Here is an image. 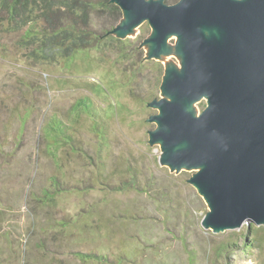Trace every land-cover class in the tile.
<instances>
[{"label":"rangeland","instance_id":"1","mask_svg":"<svg viewBox=\"0 0 264 264\" xmlns=\"http://www.w3.org/2000/svg\"><path fill=\"white\" fill-rule=\"evenodd\" d=\"M121 11L93 21L120 41L53 60L0 20V264H264V222L208 226L200 167L153 138L179 35L151 56L154 27L124 34ZM186 104L199 115L208 97Z\"/></svg>","mask_w":264,"mask_h":264},{"label":"water","instance_id":"2","mask_svg":"<svg viewBox=\"0 0 264 264\" xmlns=\"http://www.w3.org/2000/svg\"><path fill=\"white\" fill-rule=\"evenodd\" d=\"M111 2L128 18L118 30L144 20L154 27L151 56L179 35L184 68L163 78L172 98L154 100L160 125L153 138L173 167H200L192 182L210 201L205 223L264 222V0ZM203 96L208 105L196 115L186 103Z\"/></svg>","mask_w":264,"mask_h":264},{"label":"trees","instance_id":"3","mask_svg":"<svg viewBox=\"0 0 264 264\" xmlns=\"http://www.w3.org/2000/svg\"><path fill=\"white\" fill-rule=\"evenodd\" d=\"M110 10L119 12L115 20L121 17V8L111 0H0L2 23L21 31V43L30 57L43 60L120 41L111 33V27L97 30L93 26L94 14Z\"/></svg>","mask_w":264,"mask_h":264},{"label":"bare ground","instance_id":"4","mask_svg":"<svg viewBox=\"0 0 264 264\" xmlns=\"http://www.w3.org/2000/svg\"><path fill=\"white\" fill-rule=\"evenodd\" d=\"M128 20V18H127V16H126V12H125V14H124V18H123V22L124 21H127ZM136 28H137V26L135 25V26H133L131 29H128L127 31H124V34H126L127 32L128 33H133V32H135L136 31ZM155 31V30H154ZM204 31L206 32V34H208L207 32L209 31V34L208 35H211L212 33H217V30L214 28H205L204 29ZM171 35H177L178 36V34H176V33H173V34H170V35H168L167 36V38L165 39V42L163 43V45H162V50H163V52L160 54V55H162V56H164V57H166L167 55H169V54H173V53H175L176 52V48H175V46H172V45H170L169 43H168V38L171 36ZM151 43V42H150ZM152 46V48L154 47V43L151 45ZM178 47V49H179V51H180V54H182L181 52H182V49H181V46L180 45H178L177 46ZM151 48V49H152ZM165 54H167V55H165ZM170 57V56H169ZM180 58H181V55L179 56ZM183 58V57H182ZM182 61V64H183V59L181 60ZM180 65V66H175L171 61H169V62H167V65H166V73H165V79H168L173 73H175L176 71H178V72H182V70H183V68H184V65ZM162 95H163V97H165V98H168V99H171L172 97H171V95L170 94H168V93H166V92H164L163 91V93H162ZM186 107L188 108V109H190L188 106H187V104H186ZM194 107V106H193ZM193 109V108H192ZM195 113V112H194ZM185 144V143H184ZM184 144H181L182 146L184 145Z\"/></svg>","mask_w":264,"mask_h":264}]
</instances>
